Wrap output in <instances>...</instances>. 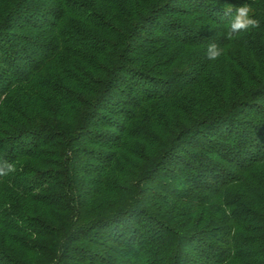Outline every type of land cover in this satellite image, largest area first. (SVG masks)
I'll return each mask as SVG.
<instances>
[{"label": "trees", "instance_id": "obj_1", "mask_svg": "<svg viewBox=\"0 0 264 264\" xmlns=\"http://www.w3.org/2000/svg\"><path fill=\"white\" fill-rule=\"evenodd\" d=\"M5 162L0 264H264V0H0Z\"/></svg>", "mask_w": 264, "mask_h": 264}, {"label": "clouds", "instance_id": "obj_2", "mask_svg": "<svg viewBox=\"0 0 264 264\" xmlns=\"http://www.w3.org/2000/svg\"><path fill=\"white\" fill-rule=\"evenodd\" d=\"M224 15L230 17L228 30L225 33V39L232 40L235 34L260 27V21L255 18L253 9L250 4H243L240 7H227L224 9ZM224 52L218 44L212 43L207 48V58L210 60L218 59ZM4 168L13 171L12 164L5 162L0 165V175H6Z\"/></svg>", "mask_w": 264, "mask_h": 264}]
</instances>
